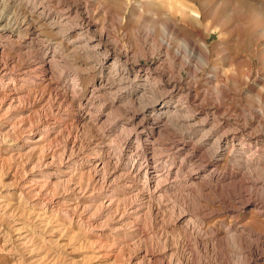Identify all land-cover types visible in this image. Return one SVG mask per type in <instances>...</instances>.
Returning <instances> with one entry per match:
<instances>
[{
    "label": "rangeland",
    "instance_id": "obj_1",
    "mask_svg": "<svg viewBox=\"0 0 264 264\" xmlns=\"http://www.w3.org/2000/svg\"><path fill=\"white\" fill-rule=\"evenodd\" d=\"M87 1L97 30L107 31L120 47L139 55L142 48L146 52L150 45L141 44L138 36H145L148 40L152 37L155 41L160 39L159 27L151 24V29L150 25L152 18L158 15L149 1L156 0ZM180 1L199 12L200 22L188 25L177 23L173 18L170 20L178 24L180 37H188L193 44L204 43L208 50V65L200 66L196 55H192L189 58L191 66L180 70L186 80L182 82L184 86L191 75L188 72L192 68L196 72L190 83L193 89L189 105L195 109L221 106L229 112L230 123H242L238 117L242 109L258 106L256 95H264V0ZM41 3L56 16L62 15L61 1L36 0L35 6ZM6 5L0 8L10 24V31L0 36V70L5 65L8 72L3 78L0 75V93L9 94L6 102L1 104L0 101V119L5 123L0 128V264H158L161 258L169 264L239 263L235 261L237 253L230 243L223 245L219 253L221 257H218L221 262H218L211 241L206 239L198 245L182 230L174 228L173 216L165 206L166 202L173 201L172 196L150 203L140 196L133 197L136 192L128 191L126 185L119 182L112 185L109 194L96 187L98 184L92 182V174L86 169L87 159L102 158L107 164L102 170L104 174H100L110 173L114 162H109L108 157L114 156L122 138L107 134L96 138L93 135L98 128L93 123L82 125L77 122L78 115L85 112L95 114L99 109L97 101L89 99L94 74H85L94 60L89 53L75 51L63 40L62 32L48 27L37 13L28 24H32L34 33L27 28L28 25L19 27V21L30 11L21 0H7ZM141 13L144 20L138 24L137 17ZM52 42L58 44V49L68 57L59 64H49L51 75L48 76L52 84L38 89L31 86V81L32 78L42 79V48ZM172 43L170 56L179 47V38ZM169 55L163 68L176 72L181 62L171 61ZM183 60L184 57L180 61ZM138 62L145 64L143 59ZM76 75L80 85L73 94L68 93L71 85L68 86L67 95L62 86L66 89V83L73 82ZM208 76L212 79L209 80ZM33 88L38 91L36 94L24 93ZM106 97L105 94L101 96L102 102ZM87 102V109L81 110ZM254 129L261 130L253 123L250 130ZM41 155L52 158V162L41 160ZM120 163L115 170L125 173L127 161ZM36 179H46L49 185L36 197L35 193L30 197L23 188ZM138 181L135 185L140 184L141 180ZM128 193L137 204L139 202L142 211L138 213L139 217H129L122 228L124 230L113 232L107 215L99 220L93 217L91 208L103 201V196L109 195L121 209V204L130 200ZM207 196H192L188 200L191 209L199 205L218 209L216 202H210L213 196ZM253 213L246 211L237 220L227 216L207 219L203 227L217 229L220 221L228 224L236 221L238 225L249 226L262 234L264 240V222ZM218 233L223 234L222 231ZM150 254L155 255L156 260L148 261ZM257 264H264V256Z\"/></svg>",
    "mask_w": 264,
    "mask_h": 264
},
{
    "label": "bare ground",
    "instance_id": "obj_2",
    "mask_svg": "<svg viewBox=\"0 0 264 264\" xmlns=\"http://www.w3.org/2000/svg\"><path fill=\"white\" fill-rule=\"evenodd\" d=\"M6 1L0 0L1 9L7 6ZM59 1L62 3L61 17L53 14L51 9L47 10L42 3L40 6H35L36 0H21L30 11L27 16L22 17L18 25L27 26L32 21L33 15L37 13L48 27L61 31L62 35L58 34L67 44L72 45L75 51L89 53L94 60L92 66L86 67L88 70L85 74H94L95 80L89 91V99H95L99 109L95 114L85 112L78 115L77 122H81L82 125L87 122L93 123L98 128L93 135L96 138L107 134L122 138V141L119 142L120 147L116 148L114 156L108 157L109 162L110 160L114 162L110 173L100 174L107 164L102 158L96 156L87 159L86 169L92 174V182L98 184L96 187L105 190L106 194H109L111 187L119 182L123 186L126 185L128 191L136 192L133 197L140 196L150 203L170 195L173 201L166 202L165 206L173 216L172 226L182 230L190 239L193 238L198 245L206 239L211 241L218 262H221L218 258L221 257L219 253L221 254L226 243H230L235 248L237 253L235 261L240 264H257L262 261L264 256L262 234L255 232L249 226L238 225L236 221L232 224L220 221L217 229L215 227L204 229L203 222L219 216L237 220L240 214H245L246 211H251V214L254 212L253 214L264 222V146L262 145L264 104H261L264 99L263 93L256 95V98L258 96L256 101L259 100L258 106L242 109L238 117L243 122L239 124L230 123L229 112L220 108L221 106L195 109L189 105L188 100L193 89L191 81L196 72L193 71L194 68L188 72L191 75L184 86L182 82L185 79L182 78L180 70L191 66L189 58L192 55H196V61H199L200 66L208 65V50L204 43L193 44L188 37H180L178 24L170 20L173 18L177 23L188 25L200 22L199 12L194 10V7V9L187 7L180 0H148L152 3L155 14L159 16L152 18L151 22L149 20L150 25L158 26L161 33L157 41L152 37L148 40L145 36H138V40H142L141 44L150 45L146 52L142 48L139 55L131 49L120 47L117 40L107 31L97 30L96 22L88 11L89 1ZM142 15L141 13L137 17L140 21L138 24L143 23ZM5 17L0 12V36L10 31L9 19ZM31 25L27 28L32 29L34 33L35 30ZM177 38L180 45L170 56L172 41ZM54 44V42L48 43L42 48L44 56L41 57V68L44 74L41 80L32 78L31 86L35 88L39 89L40 86L46 85L49 87L52 84L48 76L51 75L48 70L49 64H59L68 57L67 53L58 49V44ZM168 55L171 61L181 62L178 71L164 70L163 66L168 62ZM182 57L184 60L180 61ZM140 59L145 61L144 65L138 62ZM77 70L79 71V68ZM80 72L83 74V71ZM0 75L2 78L8 75L5 65L1 68ZM77 77L76 75L70 84L66 83V89L62 86L64 93H67V87L70 85L68 93L71 94L79 87V77ZM207 78L212 79L211 76ZM35 88L28 89L24 93L36 94L38 91ZM213 89L222 95L217 88ZM104 94L107 97L102 102L101 96ZM8 95L6 92L0 93L1 104L9 99ZM88 105L87 102L81 110L87 109ZM253 123L261 130H250ZM4 125L5 123L0 119V128ZM16 142L13 145H16ZM40 159L52 162V158L47 155H41ZM122 161H127L128 168L125 173L115 170ZM64 174L67 175L66 172ZM138 180H141L140 184L135 185ZM48 185V180L36 179L27 183L23 189L26 195L31 197V194L35 193L33 196L36 197L47 189ZM207 195L213 196L210 202H216L218 209H208L201 205L191 209L188 200H191L192 196L198 198ZM128 196L129 201L120 203L121 209L109 195L103 196L102 198L105 199L100 202L97 200L99 203L91 208L93 217L99 220L107 215L108 218L110 217L108 224L113 228V232L120 231L130 216L137 217L142 211L139 202L138 205L137 200H133L130 194ZM219 231L223 232L221 236ZM154 258L155 255L150 254L146 259L151 262L156 260ZM158 264L169 263L165 258H161Z\"/></svg>",
    "mask_w": 264,
    "mask_h": 264
}]
</instances>
